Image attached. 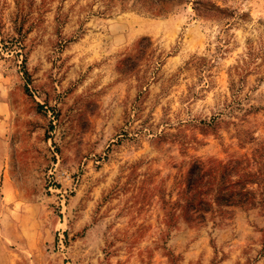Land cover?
<instances>
[{
    "label": "rangeland",
    "instance_id": "obj_1",
    "mask_svg": "<svg viewBox=\"0 0 264 264\" xmlns=\"http://www.w3.org/2000/svg\"><path fill=\"white\" fill-rule=\"evenodd\" d=\"M0 264H264V0H0Z\"/></svg>",
    "mask_w": 264,
    "mask_h": 264
},
{
    "label": "trees",
    "instance_id": "obj_2",
    "mask_svg": "<svg viewBox=\"0 0 264 264\" xmlns=\"http://www.w3.org/2000/svg\"><path fill=\"white\" fill-rule=\"evenodd\" d=\"M232 170L233 169L222 175V182L226 180V176H229ZM205 176L206 173L200 163L195 161L190 165L186 177L185 191L187 196L185 204L187 221H191L195 218L201 220L204 219V214L211 208V204L199 195L201 193L200 189L203 186ZM235 186L238 189L230 190L226 185L220 187L213 197V202L217 206L240 205L247 202L250 192L245 191L244 185L241 182H237Z\"/></svg>",
    "mask_w": 264,
    "mask_h": 264
}]
</instances>
